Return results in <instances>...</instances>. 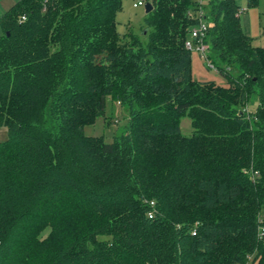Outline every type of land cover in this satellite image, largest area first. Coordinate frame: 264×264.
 Here are the masks:
<instances>
[{"label":"trees","instance_id":"1","mask_svg":"<svg viewBox=\"0 0 264 264\" xmlns=\"http://www.w3.org/2000/svg\"><path fill=\"white\" fill-rule=\"evenodd\" d=\"M122 2L18 0L0 17V264H264V48L235 0H208L229 84L197 81L193 3L151 0L121 35ZM108 96L129 111L112 142L84 132Z\"/></svg>","mask_w":264,"mask_h":264},{"label":"rangeland","instance_id":"2","mask_svg":"<svg viewBox=\"0 0 264 264\" xmlns=\"http://www.w3.org/2000/svg\"><path fill=\"white\" fill-rule=\"evenodd\" d=\"M18 0H0V17L4 14L15 2ZM139 1L150 2L151 0H123L122 8L116 15L117 30L119 34L124 35L129 30L137 33L145 25V4L134 7L135 3ZM240 6V20L244 32L252 39V44L256 47L264 48V0H258V3L249 6L247 0H235ZM205 15L209 13L208 5H205ZM206 20V18H205ZM8 30L7 26L0 27V39L3 38L5 32ZM192 58V75L197 81H215L218 84L227 86L229 78L220 71L208 66V62L195 51H191ZM236 75L235 72L231 73ZM258 105V98L256 95L252 96L251 101L245 106L244 111L254 112ZM129 120L128 107L114 100L108 96L106 99L105 114L99 117L96 122L86 125L84 132L88 136L103 137L106 142H112L114 138L118 137L125 130ZM182 134L189 136L193 133L191 119L185 115L180 120ZM8 127L0 126V141L7 139ZM74 226L75 223L71 219L59 222L56 227L70 231L68 226ZM45 232L43 236H47ZM253 257V256H252ZM251 258V257H250ZM253 259V258H252Z\"/></svg>","mask_w":264,"mask_h":264},{"label":"built area","instance_id":"3","mask_svg":"<svg viewBox=\"0 0 264 264\" xmlns=\"http://www.w3.org/2000/svg\"><path fill=\"white\" fill-rule=\"evenodd\" d=\"M193 3V9L190 11L189 15L196 22V26L192 28L189 37L185 41V47L189 50L197 51L201 57H203L207 62L208 66L219 71V68L209 60V45L205 42L208 30V20L204 13L205 5L208 0H190ZM144 1H139L134 4V7L144 5ZM206 18V20H205ZM150 216H152L150 214ZM249 264V263H246Z\"/></svg>","mask_w":264,"mask_h":264},{"label":"water","instance_id":"4","mask_svg":"<svg viewBox=\"0 0 264 264\" xmlns=\"http://www.w3.org/2000/svg\"><path fill=\"white\" fill-rule=\"evenodd\" d=\"M153 9V5L151 2H146L145 3V12L146 14H148L149 12H151Z\"/></svg>","mask_w":264,"mask_h":264}]
</instances>
